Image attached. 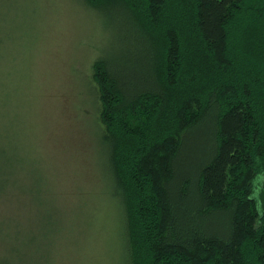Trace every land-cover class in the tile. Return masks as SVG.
Wrapping results in <instances>:
<instances>
[{
    "label": "trees",
    "instance_id": "16d2710c",
    "mask_svg": "<svg viewBox=\"0 0 264 264\" xmlns=\"http://www.w3.org/2000/svg\"><path fill=\"white\" fill-rule=\"evenodd\" d=\"M78 2L134 47L91 67L129 264H264V0Z\"/></svg>",
    "mask_w": 264,
    "mask_h": 264
},
{
    "label": "rangeland",
    "instance_id": "374dc122",
    "mask_svg": "<svg viewBox=\"0 0 264 264\" xmlns=\"http://www.w3.org/2000/svg\"><path fill=\"white\" fill-rule=\"evenodd\" d=\"M78 1L0 0V264H129L91 67L134 47Z\"/></svg>",
    "mask_w": 264,
    "mask_h": 264
}]
</instances>
